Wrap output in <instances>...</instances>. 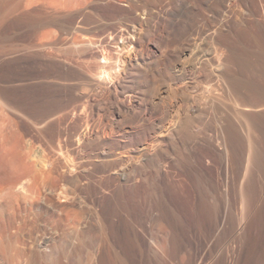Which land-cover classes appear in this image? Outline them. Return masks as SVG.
<instances>
[{
    "label": "bare ground",
    "instance_id": "1",
    "mask_svg": "<svg viewBox=\"0 0 264 264\" xmlns=\"http://www.w3.org/2000/svg\"><path fill=\"white\" fill-rule=\"evenodd\" d=\"M1 8L8 14L0 63L3 108L43 141L50 164L62 163L64 179L81 182L88 203L116 239L121 236L114 213L121 210L128 216L123 235L140 248L148 244L152 214L142 201L147 177L140 171L126 176L125 170L137 155L146 159L170 146L185 119L203 124L216 139L200 156L222 198L213 233L226 232L230 212L239 217L231 230L238 237H231L222 264H252L261 255L259 0H0ZM244 114L259 138H249ZM67 132L76 139L60 140ZM68 152V163L61 162ZM99 173L105 174V189L93 179ZM158 174L160 216L175 241L192 244L203 233L196 179L166 157ZM59 191L65 193L63 187ZM147 247L141 263L158 264Z\"/></svg>",
    "mask_w": 264,
    "mask_h": 264
},
{
    "label": "rangeland",
    "instance_id": "2",
    "mask_svg": "<svg viewBox=\"0 0 264 264\" xmlns=\"http://www.w3.org/2000/svg\"><path fill=\"white\" fill-rule=\"evenodd\" d=\"M259 5L264 14V0H259ZM0 11L1 63L6 45L3 23L8 14L4 8ZM242 117L249 138H259L248 114ZM184 120L170 146L146 159L137 155L125 170L126 176L140 171L147 177L142 201L144 210L152 214V227L146 238L148 244L140 248L139 244L131 242L129 235L121 232L128 219L121 210L114 213L120 239H116L115 232L112 235L105 228L101 216L88 203L81 182L73 177L64 179L62 163H56L58 166L49 163L43 141L25 132L5 111L0 93V264H131L133 260V264H142L147 260V246L153 256L156 255L158 264L224 263L231 239L238 237L231 230L236 227L239 217L234 211L230 212L226 232L213 233L222 198L218 184L201 165L200 156L209 146L216 145V139L203 124ZM72 136L73 133L67 132L59 139L75 140V135ZM163 157L171 159L178 168L191 171L196 179L199 191L197 217L201 225L199 231L203 233H199L200 237L192 244L175 241L172 228L160 216L161 198L155 182ZM62 160L68 163L69 152L61 157ZM93 179L97 187L105 189L104 173ZM62 187L65 193L59 191ZM208 227L212 228V233H207ZM255 259V264H264V251Z\"/></svg>",
    "mask_w": 264,
    "mask_h": 264
}]
</instances>
